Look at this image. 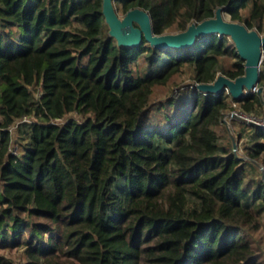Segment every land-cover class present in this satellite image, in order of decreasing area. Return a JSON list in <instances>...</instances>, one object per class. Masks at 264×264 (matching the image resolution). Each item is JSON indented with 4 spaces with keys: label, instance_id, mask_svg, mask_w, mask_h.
Masks as SVG:
<instances>
[{
    "label": "trees",
    "instance_id": "1",
    "mask_svg": "<svg viewBox=\"0 0 264 264\" xmlns=\"http://www.w3.org/2000/svg\"><path fill=\"white\" fill-rule=\"evenodd\" d=\"M115 5L147 10L157 35L220 6L264 34V0ZM102 10L103 0H0V250L21 249L20 264H262L253 161L264 164V126L238 121L234 149L223 118L264 103L196 87L244 74L233 41L118 45ZM0 264L19 263L0 252Z\"/></svg>",
    "mask_w": 264,
    "mask_h": 264
},
{
    "label": "water",
    "instance_id": "2",
    "mask_svg": "<svg viewBox=\"0 0 264 264\" xmlns=\"http://www.w3.org/2000/svg\"><path fill=\"white\" fill-rule=\"evenodd\" d=\"M103 15L109 27V34L118 45L134 46L144 37L151 45L187 46L194 43L200 35L215 32L228 35L233 41L236 51L244 60V74L232 79L218 74L210 83H198L200 91L220 92L226 86L234 99H238L258 83L260 62L264 51V34L256 29L248 28L244 23L230 19L225 7L215 9L214 15L199 22H192L184 30L175 33L154 34L150 13L141 7H132L122 16L117 13L115 0H103ZM264 103V86L257 89ZM227 115L238 117L244 122L260 125L258 122L232 111ZM234 148L236 144L234 143Z\"/></svg>",
    "mask_w": 264,
    "mask_h": 264
},
{
    "label": "rangeland",
    "instance_id": "3",
    "mask_svg": "<svg viewBox=\"0 0 264 264\" xmlns=\"http://www.w3.org/2000/svg\"><path fill=\"white\" fill-rule=\"evenodd\" d=\"M117 13H118L119 16H122L124 14V12H122L120 9H117ZM252 29H256V28L254 27ZM260 34H263V33H260ZM260 70H264V53H263L262 61L260 63ZM218 74H222V73H218ZM181 77L184 78L185 82H192V79H190V73H188V72H185V73L183 72V74H181ZM160 90H162V89H160ZM232 111H230V112H232ZM230 112H228V113H230ZM236 113L239 114V111L236 112ZM257 114L258 115L252 114L253 116L257 117V118H254V119L258 120L259 123L264 122V107ZM242 116L247 117L246 115H242ZM249 117H250V119H252L251 116H249ZM224 120L225 121H224V126L223 127L227 130L229 136L231 137L233 145L235 143L236 144V148H237V146H238L237 145V132H238V129L241 127L240 122H238V121H241V122H244V121L239 119L238 117L230 116V115L224 116ZM232 120H234L236 122V124H232L231 123ZM234 128L236 130H234ZM249 129L250 128H246L245 127L246 133H248ZM13 136H15V132L13 133ZM236 148H234V149H236ZM242 153L243 152H240V154L243 155L244 159H248L249 158L247 155L242 154ZM253 162L256 164V167H257V170L255 169L254 172L257 173L259 171V173H257V175L259 174L260 176H262V179L264 181V164L261 163V162L255 161V160ZM260 220H261L260 221L261 225L256 231H254L253 238H254V242L256 243L257 254H258V256H260V258H261L260 260L262 261V264H264V212L261 214ZM0 252L4 253L6 255H9L10 257H13L19 264H20V262H24L25 261L24 257L21 256V254H20L21 253V249H19V250L15 249V248H12L10 250L1 249Z\"/></svg>",
    "mask_w": 264,
    "mask_h": 264
},
{
    "label": "built area",
    "instance_id": "4",
    "mask_svg": "<svg viewBox=\"0 0 264 264\" xmlns=\"http://www.w3.org/2000/svg\"><path fill=\"white\" fill-rule=\"evenodd\" d=\"M263 53H264V51H263ZM262 57H263V55H262ZM261 61H262V58H261ZM260 63H261V62H260ZM258 86H259V84L257 83L255 86H253V87L250 88L249 90H246L244 94H246V93L249 92V91H251V92H256L257 89H258ZM224 90L227 91V92H229V90H228V88H227L226 86H224ZM233 111L238 112V110H233ZM239 114H240V115H246L247 118H249V119H250L249 116H251V117H252L251 120H254L255 122H258V123H259L258 120L254 119V118H257V117H255V116H253V115H250V114H247V113H244V112H241V111H239ZM224 116H228V115L225 114ZM223 120H224V118H223ZM224 121H225V120H224ZM259 124H260L261 126H264V122L259 123ZM13 149H15V148L13 147Z\"/></svg>",
    "mask_w": 264,
    "mask_h": 264
}]
</instances>
